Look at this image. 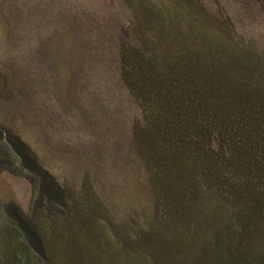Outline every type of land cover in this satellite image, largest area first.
Instances as JSON below:
<instances>
[{
  "label": "rangeland",
  "instance_id": "rangeland-1",
  "mask_svg": "<svg viewBox=\"0 0 264 264\" xmlns=\"http://www.w3.org/2000/svg\"><path fill=\"white\" fill-rule=\"evenodd\" d=\"M192 2L0 0V264H264V132L252 149L236 138L242 158L221 186L187 199L174 190L159 222L138 178L122 67L156 61L150 41L170 31L178 47L191 35L197 81L211 59L262 89L264 0ZM226 44L258 59H215Z\"/></svg>",
  "mask_w": 264,
  "mask_h": 264
},
{
  "label": "trees",
  "instance_id": "trees-1",
  "mask_svg": "<svg viewBox=\"0 0 264 264\" xmlns=\"http://www.w3.org/2000/svg\"><path fill=\"white\" fill-rule=\"evenodd\" d=\"M198 2L194 0L192 5L198 6ZM147 31L151 36V29ZM174 35L164 31L160 41L164 39L168 43L152 40L146 45L145 51L152 48L159 51L155 54L156 61L147 60L146 54L134 70L122 67V118L130 124L137 140L134 148L142 155L141 158L138 154V178L154 193L157 212H170L172 207L168 202L175 198L174 194L178 195L174 190L181 191L180 196L187 199L200 187L207 192L213 188L210 185L228 179L235 164L231 157L236 153L242 158V147L236 138L248 146L264 132L263 77L258 80L262 89L251 87V83L246 82L251 76L229 69L219 73L220 66L207 59L212 65L211 72L202 74L199 82L192 71L202 68L200 57L185 54L199 50L193 37L186 34L185 44L177 43L179 46L174 47ZM204 45L212 44L205 39L199 46ZM184 46L186 51H182V55H168L173 49L179 48V51ZM216 50L214 58L222 62L225 61L220 55L233 60L236 57L240 62L256 58L251 50L239 53L232 45L217 46ZM207 57L213 58V55ZM168 68L181 69L184 76L179 80L166 73ZM244 156L246 164L255 165L249 153ZM255 159L262 165L258 158ZM215 189L219 191L218 187ZM215 198L217 205L221 204L219 197ZM160 213L155 216L158 222L162 219Z\"/></svg>",
  "mask_w": 264,
  "mask_h": 264
}]
</instances>
